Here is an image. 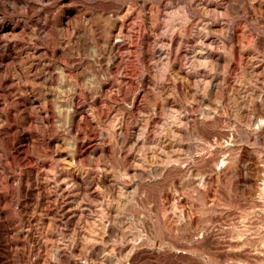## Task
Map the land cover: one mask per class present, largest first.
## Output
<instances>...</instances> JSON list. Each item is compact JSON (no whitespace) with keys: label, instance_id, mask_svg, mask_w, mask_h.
Instances as JSON below:
<instances>
[{"label":"rangeland","instance_id":"1","mask_svg":"<svg viewBox=\"0 0 264 264\" xmlns=\"http://www.w3.org/2000/svg\"><path fill=\"white\" fill-rule=\"evenodd\" d=\"M0 264H264V0H0Z\"/></svg>","mask_w":264,"mask_h":264},{"label":"bare ground","instance_id":"2","mask_svg":"<svg viewBox=\"0 0 264 264\" xmlns=\"http://www.w3.org/2000/svg\"><path fill=\"white\" fill-rule=\"evenodd\" d=\"M167 146V145H166ZM169 147V146H168ZM74 159V158H73ZM74 161V160H73ZM70 162H71V160H70ZM68 163H69V161H68ZM64 167H66V166H64ZM67 167H69L68 165H67Z\"/></svg>","mask_w":264,"mask_h":264}]
</instances>
